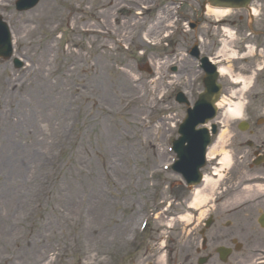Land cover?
<instances>
[{"label": "rangeland", "instance_id": "374dc122", "mask_svg": "<svg viewBox=\"0 0 264 264\" xmlns=\"http://www.w3.org/2000/svg\"><path fill=\"white\" fill-rule=\"evenodd\" d=\"M0 1L9 3L0 12L8 16L21 41L16 54L24 63L15 69L10 61L0 59V217L6 216L0 218V264H9L4 257L14 258L13 263L44 264L54 261L55 254V264H140L142 259L144 264H161L162 256L171 264H196L205 253L211 255L205 264H222L216 254L219 245L232 250L227 264L264 260V251L258 250L264 249V231L256 222L260 213L256 207L264 209V203L253 205L257 193L238 197L239 177L232 178L240 170L238 159H232L208 205L200 207V212L207 206L209 210L197 227L165 217L191 212L187 205L192 193L171 171L175 157L168 151L186 109L173 100L174 93L181 89L194 102L201 89L193 81L196 63L183 55L184 50L200 39L201 54L212 58L228 40L223 29L234 31L235 38L227 42L232 49L252 24L261 32L253 38L260 54L224 58L226 62L219 65L229 66L232 73L249 74L259 66L264 72V0L255 3L258 12L252 21L243 10L230 11L222 21L202 15L200 0H40L33 9L16 15L12 0ZM124 2L130 9L115 11V30L109 35L113 42L80 32L86 27L99 29L103 22L111 27L115 8ZM140 4L149 9H140ZM194 21L198 23L191 29L188 23ZM156 24H162L160 30L145 36L146 29ZM165 56L166 62L158 59ZM147 62L153 76L137 69ZM168 66L177 67L175 76L165 71ZM99 68L107 80L118 82L110 100L99 98L96 107L91 93L79 91L76 83ZM220 82L221 95L227 96L228 77L220 76ZM259 89H264L262 81L247 95L254 98ZM50 93L59 96L57 108L64 104L65 110L60 117L53 115L56 124L51 130L49 119L56 108L51 106L49 113ZM10 115L13 118L8 120ZM62 121L67 126L64 139L59 133ZM234 125L230 130L240 135ZM13 131L18 135L9 136ZM228 138L222 151L230 149ZM39 161L45 166L37 167ZM31 167L36 169L32 175ZM86 187L101 200L89 240L83 235L89 223ZM14 199L22 200L21 209H16ZM245 204L250 205L240 208ZM159 211L163 212L154 214ZM210 217L212 224L203 233L206 249L201 250V230ZM143 223L144 234L140 233ZM41 236L47 238L46 254L43 260H33L34 241ZM134 242L140 247L131 253ZM62 248L69 250L62 254Z\"/></svg>", "mask_w": 264, "mask_h": 264}, {"label": "bare ground", "instance_id": "6f19581e", "mask_svg": "<svg viewBox=\"0 0 264 264\" xmlns=\"http://www.w3.org/2000/svg\"><path fill=\"white\" fill-rule=\"evenodd\" d=\"M110 1V0H109ZM108 2V1H107ZM255 2H253L252 4H254ZM230 10L228 8H221V7H211V6H207L206 7V15L207 16H212L215 20L217 21H222L223 18H225L228 15V12ZM251 12L253 15H256L258 10L254 7L251 6ZM168 18V13H166L165 17H163V19H167ZM162 27V24H156L155 26L151 27V29L148 30V33H152V32H158V30H160V28ZM86 29H90L89 27H87ZM226 33L229 35V37H232V31L225 29ZM154 34V33H152ZM227 42L224 41L223 42V48L221 50H219L217 52V54H220L222 57L225 58H234L236 53L234 51L228 52L230 49L228 48V46L226 45ZM251 52V51H250ZM38 70H40V66H38ZM218 72L220 75L224 76V75H230V78L233 79L234 82H240L241 87L239 90L237 91H233L232 92V96H236L238 97L237 100L231 105L229 104L225 99H220L218 101V103L216 104L217 107H222L224 108V115H223V124H225L224 130L221 131L220 135L218 136V141L216 143H214L213 145H211L207 151V159H213L215 158L216 155L221 154V159L218 161L220 164V167L217 169H214V173L215 175H217V179H213L209 176H204L203 178V187L201 189H196L194 190V192L192 193V200L188 203V207L189 208H198L201 207L203 205H208V201L212 199L211 194L213 196L214 193V189L216 188L217 184L219 181H221L227 170H229V165L231 163V158L230 155L227 151H222L221 149V144H223V141L225 138H227L229 136V129H228V124L230 123V121L232 120H237L240 118L241 114H242V107L244 105V101H242L241 99V95L246 92L251 85V81H252V77H242V76H234L230 73V68L228 66H223V65H218ZM81 75V74H80ZM78 82L76 83L77 86H79V91H86L88 93H91V100L93 101V103L96 104V107L98 106V99H105L107 101L110 100L109 95L111 93V90L113 88L114 83H117L118 81H114L111 82L109 80L106 79V76L104 77L102 71L99 68V72L96 71V73L94 71L89 72L85 77H80V79H77ZM130 87H133L130 86ZM76 88V87H75ZM84 89V90H83ZM47 93V92H45ZM112 94V93H111ZM51 95V99L49 97V104L46 106H49L48 111L50 110L49 113H51V109L50 107L52 106L54 109V112L51 113V118L49 119L50 121V129H52V124H56V117L55 116H59L62 112H64V104H61L58 108V104L60 103V98L59 96L53 95L52 93H50ZM45 98V97H44ZM140 98V97H139ZM60 117V116H59ZM66 120L68 119L67 117L65 118ZM11 120V119H8ZM62 125V129L59 132L60 138L64 139L63 136V131L64 129L67 127L66 126V122L63 123V121L61 122ZM102 134L103 136H106L105 138H108L109 136H111V134H104V133H99V135ZM18 135V132L15 133L14 131L11 132L9 134V136L11 137H15ZM52 143L54 142L53 138H51ZM150 144V142L148 143ZM161 153V151H160ZM48 160H50V158H48ZM45 166L42 161H39L37 164V167H43ZM36 169L31 167V169L28 168V173H31L32 175V171H35ZM48 176L50 175L49 172L47 174ZM27 182V181H25ZM263 189L261 186H247L240 194H244L247 193V195L250 194V191H258ZM87 191V194L85 196V201L87 204V220L89 221L86 230H83V235L85 240H89V235L88 234V230L91 229L93 227V225H91V223H93L92 221V217L94 216V214L97 212L98 210V202L97 201H101L100 198L98 197V195L94 192L91 191V187H86L85 189ZM38 196H39V190H38ZM66 202H70V198H66L65 197ZM14 206L17 207L16 209H21L22 208V200H17L14 199ZM39 207V205H38ZM209 206H207L208 208ZM208 209L205 208V210H202L200 212V216H199V221L200 222L201 219H203V217L206 215V211H208ZM72 211V207L68 208V215L70 214V212ZM6 216H1V221L2 219H4ZM180 220L183 221H188L189 217L187 215H184L180 218ZM9 223V222H8ZM197 223V225H198ZM18 224V223H16ZM93 229V228H92ZM94 230V229H93ZM47 238L46 237H40L38 240L34 241V247L32 250V254H33V260L34 259H39V260H43L44 256H45V250H46V241ZM69 249L66 248H62V254H66V252ZM66 257V255H65ZM64 257V258H65ZM3 259H5V262H8L9 264H22V263H13V259L12 257H4ZM11 261V262H10ZM63 261V260H62ZM161 261L163 262V257L161 258ZM53 261H49L48 264H53ZM81 264H85L84 261H81Z\"/></svg>", "mask_w": 264, "mask_h": 264}, {"label": "flooded vegetation", "instance_id": "af4514ba", "mask_svg": "<svg viewBox=\"0 0 264 264\" xmlns=\"http://www.w3.org/2000/svg\"><path fill=\"white\" fill-rule=\"evenodd\" d=\"M260 117L250 113L245 115L248 130L236 139L234 148L242 164L239 174L233 176H240L241 182L252 186L256 183L264 185V121H260Z\"/></svg>", "mask_w": 264, "mask_h": 264}, {"label": "water", "instance_id": "95a60500", "mask_svg": "<svg viewBox=\"0 0 264 264\" xmlns=\"http://www.w3.org/2000/svg\"><path fill=\"white\" fill-rule=\"evenodd\" d=\"M250 0H210V3L213 5H224V6H232V7H244L247 5V3ZM210 77V86L208 85L206 94L203 95V99L200 100L198 103H196L198 106L200 103L204 104V107L207 108L209 111L208 116H205L203 114L202 116H199L198 118H195L191 121V124L188 128H186V131L188 132L189 136L187 139H189L190 144L188 148L185 149L180 147V149L177 151L178 154H182L184 156H181L180 167L178 168L180 171H183L184 168H186L190 173L189 176L186 178L188 179V182H197L199 179V175L197 173V169L202 165L201 163V155L203 152V149L208 141L207 134L204 129L201 130H195L194 127L197 123L204 122L205 119H208V117H211L212 110L214 111V108L212 106L213 101L216 99L217 92L216 88L213 87V84L211 83ZM215 78V75H214ZM218 87V85H217ZM215 89V90H214ZM216 92V93H215Z\"/></svg>", "mask_w": 264, "mask_h": 264}]
</instances>
